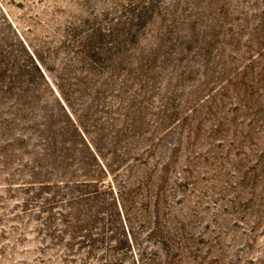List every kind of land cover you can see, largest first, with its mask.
Listing matches in <instances>:
<instances>
[{
	"label": "rangeland",
	"instance_id": "374dc122",
	"mask_svg": "<svg viewBox=\"0 0 264 264\" xmlns=\"http://www.w3.org/2000/svg\"><path fill=\"white\" fill-rule=\"evenodd\" d=\"M0 264H264V0H0Z\"/></svg>",
	"mask_w": 264,
	"mask_h": 264
},
{
	"label": "trees",
	"instance_id": "16d2710c",
	"mask_svg": "<svg viewBox=\"0 0 264 264\" xmlns=\"http://www.w3.org/2000/svg\"><path fill=\"white\" fill-rule=\"evenodd\" d=\"M97 193V191L95 192ZM90 192H86L83 200L86 202L84 211L79 210L76 214L71 213L69 216L72 217V220L66 221V226L69 228V234L72 238L81 236L86 238L90 248L97 246V244L104 245V249L110 248L109 244L107 245L104 241L106 236L108 237L107 231L111 228L113 223L111 218L102 216V211L100 209L101 204L93 199L95 196H90ZM60 220L62 221V215L66 216L67 214H62L58 212ZM50 220V218L48 219ZM64 232V229L60 228V232ZM92 246V247H91ZM94 248V247H93Z\"/></svg>",
	"mask_w": 264,
	"mask_h": 264
}]
</instances>
